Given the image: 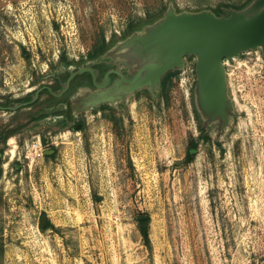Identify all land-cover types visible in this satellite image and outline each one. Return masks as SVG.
I'll return each mask as SVG.
<instances>
[{"label": "rangeland", "instance_id": "1", "mask_svg": "<svg viewBox=\"0 0 264 264\" xmlns=\"http://www.w3.org/2000/svg\"><path fill=\"white\" fill-rule=\"evenodd\" d=\"M171 1L195 11L248 0H0V104ZM185 61L163 100L143 91L79 127L0 109V125L22 126L0 144V264H264V58L259 49L224 60L236 114L222 138L203 132L196 58Z\"/></svg>", "mask_w": 264, "mask_h": 264}, {"label": "water", "instance_id": "2", "mask_svg": "<svg viewBox=\"0 0 264 264\" xmlns=\"http://www.w3.org/2000/svg\"><path fill=\"white\" fill-rule=\"evenodd\" d=\"M258 49L264 52V0H252L243 9L227 10V15L221 17L206 9L178 11L171 1L160 17L151 22H143L125 38L113 41L102 58L129 59L128 66H137V71L130 78L117 71L120 79L110 89L118 95L117 99L123 96L128 100L143 91L156 98L165 76L184 70L185 58L195 57L198 78L194 90L195 108L202 122L213 127L214 133L222 138L228 133L236 114L224 60ZM85 73H90L95 78L92 68L79 67L76 71H71L61 94L57 95L51 88L43 87L35 92L32 100L7 107L0 106V109L16 112L27 107L36 102L44 88L60 97L75 76ZM108 75L109 73L106 75L107 82ZM94 82L98 88L106 85H98L96 79ZM102 101L114 103L107 98L97 99L92 107L95 108ZM67 114L70 116L69 110ZM194 151L191 150V153ZM50 153L52 152H46V155ZM44 224L43 217L42 228Z\"/></svg>", "mask_w": 264, "mask_h": 264}, {"label": "flooded vegetation", "instance_id": "3", "mask_svg": "<svg viewBox=\"0 0 264 264\" xmlns=\"http://www.w3.org/2000/svg\"><path fill=\"white\" fill-rule=\"evenodd\" d=\"M205 9L211 10L219 17L227 15V10H232V9L240 10L235 6L227 5V2H217L215 6H211L208 8H203L195 11H201ZM125 37L126 36H124V38ZM260 51L264 58V52L261 49ZM102 56H103L102 54H99L98 56L92 58L90 57V59L80 62V64H76L74 66L72 64L69 66H64V70H62V72L54 78L53 82H51L48 85L41 86L40 88L43 87L51 88L53 93L59 95L64 90L68 82V79L71 75V71H76L79 67H89L92 68L95 73V78L90 73H85L82 75L75 76V78H73L72 81L70 82L69 88L62 95H60V97H56L52 95L51 92L47 90V88H44L40 92L39 98L36 100V102L42 101L43 103L45 101H48L49 103H47V105H43L44 107L42 106L41 107L39 106L38 108L36 106L34 107L35 111L37 110V112L34 113L35 114L34 117L36 118L34 122L40 123L41 121H45L48 123L57 124L58 126L74 125L75 127H79L85 123V116L88 112H92L95 110H103V109L112 110L118 107L125 108L132 100V98L127 100L122 96L121 99H117L118 95L111 92L110 89L113 86V84L120 79V76L116 74L117 71L121 72L126 78H130L137 71L136 69L137 66L136 65L128 66L130 64L129 59L128 60H123L120 58L104 59L102 58ZM124 61H126V63H124ZM71 68L73 70H70ZM108 73H109L108 75L109 80L107 82L106 75ZM94 79H96V83L98 85L106 84L105 87L98 88L95 85ZM37 90H35L32 94L29 95L30 98L28 100L22 102L32 100ZM44 95H46L45 99L43 98ZM135 96H137V94ZM104 98H107L108 100H113L114 103H112L111 101H102L95 108L92 107V104L97 99L101 100ZM5 102H9L10 105H14L15 103H18L15 100L4 101L2 103ZM10 105L0 104V106L2 107H7ZM68 110L70 112V116H68L67 114ZM203 126H204V132L205 130L207 131L208 128H211L212 132L214 133L213 127H208L204 123ZM216 137L219 138L218 135H216Z\"/></svg>", "mask_w": 264, "mask_h": 264}, {"label": "trees", "instance_id": "4", "mask_svg": "<svg viewBox=\"0 0 264 264\" xmlns=\"http://www.w3.org/2000/svg\"><path fill=\"white\" fill-rule=\"evenodd\" d=\"M251 1L252 0H248L245 4H242V5H239V6H235V7L238 8V9L244 8L249 3H251ZM152 17L153 16L147 17V20L144 21V22L147 23V22L153 21L152 20ZM142 23L143 22L131 23L125 36H128L134 30L138 29L142 25ZM111 45H112V43L109 44V42H107L105 39H103L102 42H101V44L98 47H96V49L93 51V53L90 55V57L92 58V57L98 56L99 54H103ZM171 77H172V73H170L164 79V81L162 83L161 90H160V95H159L161 100H163L164 98H166L167 95H168L167 85H168ZM149 96H151V95H149ZM29 98L30 97L27 96L25 98L16 99L15 101L16 102H22V101L28 100ZM47 103H49V102L48 101H45V102L42 103V101L41 102L38 101V102H36L34 104H31V105H29L27 107L21 108V109H19L17 111H22V110L29 109V108L32 109L35 106L37 108L39 106L40 107L41 106L44 107L43 105H47ZM2 105H10V103L9 102H5V103H2ZM36 112H37V110L35 112H33V114L31 115V117H30V120L31 121H35L36 120V118L34 117V115H35L34 113H36ZM20 129H22V126H19V127H16V128H9V127H7L5 125H0V144L6 145V143L9 140V138L12 137V136H14L15 134H17L20 131ZM203 132H204V130H203ZM194 147H196V145H194ZM3 152H4V150L1 149L0 150V153H3ZM54 156H55L54 154H52L51 156H48L47 155V158L54 157ZM191 156H192L191 151H189V153H188V159L191 158ZM2 176H3V160L0 158V179L2 178ZM142 218H144V219H142ZM149 223H150V217L149 216H144V217L138 218L139 231H140V233L142 235L144 244L149 249H151V241H150V236H149ZM48 227H51V224H48L47 225V228Z\"/></svg>", "mask_w": 264, "mask_h": 264}, {"label": "built area", "instance_id": "5", "mask_svg": "<svg viewBox=\"0 0 264 264\" xmlns=\"http://www.w3.org/2000/svg\"><path fill=\"white\" fill-rule=\"evenodd\" d=\"M41 146H42V143H41V140H39L38 142H36V144L33 145V148L36 149V150L37 149L40 150L41 149Z\"/></svg>", "mask_w": 264, "mask_h": 264}]
</instances>
